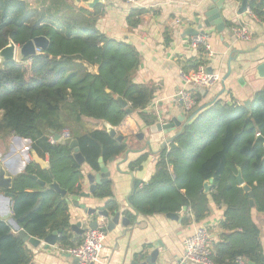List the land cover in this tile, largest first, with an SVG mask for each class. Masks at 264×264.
Here are the masks:
<instances>
[{
  "label": "trees",
  "instance_id": "1",
  "mask_svg": "<svg viewBox=\"0 0 264 264\" xmlns=\"http://www.w3.org/2000/svg\"><path fill=\"white\" fill-rule=\"evenodd\" d=\"M46 1L32 7L25 0H0V50L10 42L20 47L36 37L48 40L46 51L0 66V137L13 135L29 140L37 155L41 150L48 157L49 172H35L28 165L13 179L11 212L15 223L38 240L60 231L57 245L68 249L78 245L80 238L74 239L71 234L67 201L27 175L35 174L46 184L55 181L66 191V197L80 195L81 166L68 146L51 144L49 137L69 127L84 164L98 171L99 158L107 162L119 157L127 145L111 139L105 129L76 133L82 119L102 121L117 130L132 118L116 102L119 96L150 126L155 117L144 110L155 92L131 79L140 63L135 48L95 29L98 6L90 10L82 4L88 0H81L75 8L66 0ZM263 2L248 0V9L261 21ZM144 13L131 10L126 18L129 28L139 26ZM208 61L204 49L198 47L197 57L184 61L181 71L195 70ZM79 62L97 66V74L88 73ZM200 96L199 92L195 94L196 108ZM230 103L219 100L204 107L162 148L154 174L136 190L131 204L143 216L187 208L190 217L183 219L187 224L207 216L210 196L214 205L224 208L220 238L210 256L213 264H232L236 259L245 264H264L259 229L252 220L253 210L264 217V148L257 140L258 136L264 138V89L252 96L248 106ZM145 159L146 155L142 156L131 169ZM239 173L253 194V208L237 182ZM210 179L211 188L204 193L203 184ZM110 186L109 181L98 185L94 197L107 199V208L113 210ZM32 259L27 243L0 219V264H31Z\"/></svg>",
  "mask_w": 264,
  "mask_h": 264
},
{
  "label": "crops",
  "instance_id": "2",
  "mask_svg": "<svg viewBox=\"0 0 264 264\" xmlns=\"http://www.w3.org/2000/svg\"><path fill=\"white\" fill-rule=\"evenodd\" d=\"M25 1L32 7H38L43 0ZM49 1L47 0L46 4ZM66 1L74 8L81 2V0ZM240 3L241 0L225 1L220 11L225 23V30L222 33H218L214 27L206 29L202 26L201 28L211 51L206 66L211 67L213 73H217L220 79L200 93L198 107H206L219 100L233 102L236 105L244 104L246 101L250 102L257 91L264 89V70L258 71L259 66L264 64V21L247 12L245 16L238 15ZM82 4L85 5V1ZM209 5H211L210 0H138L132 5L119 0H102L93 8H89L90 10L97 6L99 8L94 22V27L99 33L135 48L139 54L140 63L132 73L131 79L135 84L152 88L155 92L153 100L144 110L155 117V122L147 126L138 114L133 112L132 118L128 117L117 130L114 128L117 134L119 131L124 135L122 142L127 145V150L112 161L110 159L107 162L103 161L109 173L108 181L111 185L112 199L116 208L120 206V211L126 209L124 202L131 191L130 178L125 175L129 163L138 159L140 155L148 156L154 153L144 178V183H147L155 172V164L163 148L162 144L180 131L176 129L166 136L155 129L151 131V127L159 120L160 112H170L171 117L184 116L181 105L176 99L177 92L183 86L180 76L181 65L184 61L197 57V51L190 47L191 38L183 37L182 34L184 29H196L202 24ZM131 10L145 12L136 28H129L126 22ZM262 10L264 11V2ZM83 16L90 19L88 13H84ZM176 19L183 23L177 27L174 26ZM195 19H199L200 22L195 23ZM227 24H230V27L238 25L246 27L252 36L251 40L248 42L236 40ZM79 64L88 73L97 74V66L85 62H79ZM1 115L0 111V118ZM77 128L76 133L83 134L92 130L106 129V123L83 118ZM63 129H68L72 135L73 132L69 127ZM134 133L141 134V138H136V134L130 137ZM147 143H149L150 151L148 148L145 149ZM32 145L31 141L13 135L0 137V165L4 167L7 177L13 180L22 174L28 165H31L35 172L42 171L33 160L32 153H36ZM138 151L142 152L138 153ZM40 153V155L36 154L37 157L48 163L47 155L41 150ZM81 172L83 174L81 192L87 193L89 185L86 176L98 171L83 164ZM3 193L4 191L0 190V214L6 212V200L1 196ZM107 201V199L95 197L92 200L80 198L78 204H83L87 208L102 207L107 211ZM67 205L70 225L76 224L81 217V211L72 205L70 199ZM9 206L11 208V202ZM223 211L222 206L214 205L210 196H208V214L199 222L191 220L187 224L183 223L184 218L190 217L187 208H182L175 213L179 218L177 221L168 219L162 214L143 216L134 210H127L122 215L129 220L128 226L123 227L118 224L113 230H106L101 251V264L140 262L154 249L157 251L158 264H189L182 261L184 240L198 228H206L210 234L213 250V245L220 238L219 222L222 220ZM252 220L259 229V241L264 255V217L253 210ZM71 234L74 239L80 238L81 242L82 236L75 235L72 231ZM43 246L41 244L34 249L28 245L33 254L31 264H77L72 257H66L65 255L68 254L62 253L58 245L48 249H44Z\"/></svg>",
  "mask_w": 264,
  "mask_h": 264
},
{
  "label": "water",
  "instance_id": "3",
  "mask_svg": "<svg viewBox=\"0 0 264 264\" xmlns=\"http://www.w3.org/2000/svg\"><path fill=\"white\" fill-rule=\"evenodd\" d=\"M102 0H88L85 2V5L88 8H93L98 3H100ZM226 0H210L211 5L208 6L207 11L204 14V20L202 21V24L199 25L198 28H186L183 31L182 36L183 37H197V36H204L205 33L203 30H201L202 26H204L206 29H209L211 27H214L215 30L218 33H222L225 30V23L221 17L220 11L223 8ZM248 10V0H241L239 9L237 14L240 16H245L246 12ZM199 19H195V23H199ZM48 48V40L45 37H36L30 41H27L22 46H17L13 42H10L9 45L2 50H0V66L5 64L6 62H13L15 61V56L18 50V55L20 59H23L25 57H32L35 56L40 51H46ZM264 70V64L260 65L258 68L259 72H262ZM207 73L212 74L213 70L211 67L207 68ZM205 90L200 89L198 92L203 93ZM106 92H109V90H106ZM116 102L119 104L120 108L125 110L127 115H131L133 113V110L129 107V104L121 97L116 96L115 97ZM228 104H231L230 102H227ZM249 101L244 102L245 106L249 105ZM205 106H201L196 108L189 116H176L171 117L170 112H160L158 114L157 122L151 127V131L154 129L157 132H161L163 135H170L174 130L180 129V131L183 129V127L192 121L194 117L204 109ZM183 123V124H182ZM106 133L109 135L111 139H116L118 142L123 141V137L118 135L114 129V127L110 126L106 123ZM180 131L171 136L169 139L165 141V143L162 144V147L166 146L170 141H172L179 133ZM53 139L55 142L61 143L65 146H68L69 149L72 151V156L75 160V162L82 166L84 162V158L81 155L78 147V142L75 139H62L59 134L52 133ZM141 134H136V138H141ZM257 140L261 141L264 148V138L261 136L257 137ZM149 147V143H147L145 149ZM143 149V150H145ZM149 150V148H148ZM150 151V150H149ZM142 152V151H138ZM154 153H150L148 156L146 155V159L141 161L138 166L131 169V165L135 164L140 160L142 156L140 155L138 159L135 161L129 163L128 165V171L125 172V175L130 178V185H131V191L128 197L125 199L124 205L126 209L124 211H120V206L116 208V204L114 202V209L109 210L107 208V211L102 207H95V208H87L83 204H78V201L80 198L84 199H93L94 197V191L98 185L104 184L108 182L109 173L107 171V168L104 165L103 159L99 158V170L98 172L94 174H88L86 176V180L88 182V192L87 193H81L78 196H71L70 198L66 197L67 193L65 190L61 189L60 186L55 182L52 181L50 184H46L44 181L39 179L35 174H28L27 176L37 182L40 186L54 190L56 193H58L62 198H64L67 202L71 201L72 205L79 209L81 211V217L77 221L76 224H73L70 226V230L78 236H82L87 229L94 230L100 222H103L106 226L107 231H111L114 229L115 226L120 224L121 226L125 227L129 225V220H127L126 217L123 215L128 210H133L132 208V197L135 194L136 190L144 183V178L147 173L148 165L150 164L152 157ZM33 160L36 164H38L42 170L49 172V166L47 162H44L42 159L37 157L36 154L32 153ZM112 161V159H110ZM49 177L52 179L51 174L49 173ZM213 180L210 179L207 182L203 184V189L205 193H207L211 187ZM237 182L238 184L243 188V190L248 194L249 196V205L251 208L254 207L253 203V194L250 190V188L244 184L240 173L237 175ZM12 183L13 180L11 177H7L5 174V169L2 165H0V190L4 191V193L1 195L6 200V212L4 214H0V219L3 221H6L17 233L19 238L27 243L32 248L36 249L41 244H43L44 249H48L50 247H54L58 243V235L60 231H55L50 233L47 237H45L43 240H38L35 238L30 237L24 230L19 228L17 224L15 223L11 208L9 206L11 199H12ZM123 214V215H122ZM166 217L168 219H172L177 221L179 218L175 213H169L166 214ZM85 226V227H84ZM66 257H71L69 255H65ZM76 262V261H75ZM77 263V262H76ZM130 264H158L157 259V251L154 249L149 255L146 257L144 256L140 262H131Z\"/></svg>",
  "mask_w": 264,
  "mask_h": 264
},
{
  "label": "built area",
  "instance_id": "4",
  "mask_svg": "<svg viewBox=\"0 0 264 264\" xmlns=\"http://www.w3.org/2000/svg\"><path fill=\"white\" fill-rule=\"evenodd\" d=\"M123 3L132 5L138 0H119ZM247 13L252 15L250 10ZM183 22L179 19L174 20V26H179ZM230 31L236 40L250 41L252 36L246 27L238 25L230 27ZM190 47L197 51L202 47L208 59L211 51L207 44L206 37L197 36L190 39ZM39 51V50H38ZM183 86L177 92L176 99L181 105L185 116H189L196 109L195 94L200 89H208L220 79L217 73L208 74L206 65H199L197 69L188 72L181 71ZM62 139H71L68 129H62L59 133ZM51 144L55 143L53 136L49 137ZM106 226L100 223L94 230L87 229L82 235L81 242L71 248L61 249L62 253L71 256L77 264H101V251L106 237ZM210 234L206 228H198L191 236L183 242L182 261L189 264H213L210 259L212 254ZM242 259H236L232 264H245Z\"/></svg>",
  "mask_w": 264,
  "mask_h": 264
},
{
  "label": "rangeland",
  "instance_id": "5",
  "mask_svg": "<svg viewBox=\"0 0 264 264\" xmlns=\"http://www.w3.org/2000/svg\"><path fill=\"white\" fill-rule=\"evenodd\" d=\"M15 61H16V62H19V61H20V57H19V55H18V50H17L16 56H15Z\"/></svg>",
  "mask_w": 264,
  "mask_h": 264
}]
</instances>
